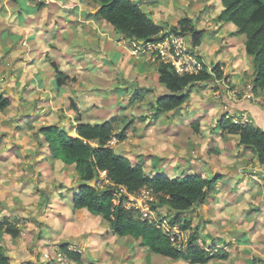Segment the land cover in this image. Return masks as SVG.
<instances>
[{
    "label": "rangeland",
    "instance_id": "rangeland-1",
    "mask_svg": "<svg viewBox=\"0 0 264 264\" xmlns=\"http://www.w3.org/2000/svg\"><path fill=\"white\" fill-rule=\"evenodd\" d=\"M134 1L139 3L143 10L164 31H170L178 25L182 18L188 17L193 20L194 25L199 30L204 29L206 39L210 35L208 33L212 32L215 26L216 12L222 9L220 0ZM1 2L0 88L12 101V106L5 111H0V141H3L0 142V209L4 207H7V209L21 208V214L25 209V214L23 213L17 220V226L21 231L19 238H13L9 234L3 233L0 236V243L3 244V246H0L9 256L11 264L24 263L22 260L27 256L22 257L21 255L25 250L31 253L33 259L36 258L37 264H40L44 252H52L54 246H61L57 244L58 241L56 243V240H50L49 237H46L44 241L40 236L38 237L40 229L55 218L48 211V206H41L45 199L46 201L54 199L52 196L55 190H57L55 195L60 197V189L62 190L65 183L67 185L70 183L68 186L74 185V181L77 179L74 176L77 173L74 166H65L62 169L59 162H55L59 164L53 166L38 165V162L35 161L40 156L34 155V153H38L39 148L42 146V142H39L38 139L39 135H37L41 126L49 123L62 126L65 125V122L69 123L66 120L68 119L66 111H74L71 108V100H74L78 107L80 104L83 105L82 107H87L86 113L88 112L90 115L94 113L97 117L94 121L115 119L116 131L122 127L123 123L129 124L131 122L132 128L135 130L128 132L126 140L119 141L117 138H113L110 144L117 153L127 155V157L130 156L129 159L132 163L142 162L145 164L144 170L146 173H151V167L156 165L162 167L164 173L169 177L184 176L187 173L207 177L213 176L215 173L220 174L222 178L216 185L217 189L211 194L208 193L202 204L183 214L181 218H191L193 221L192 228L199 226L200 237L198 243L208 249L211 254L215 253L216 249L223 251L222 253H227L226 258H214L207 264H264V212H262L264 207V176L260 172L258 175L249 172L250 168L248 166L255 169V155L252 150L242 147L240 151L236 152V156L229 157L231 160L228 157H223L221 155L223 148L220 149L215 146L217 136L210 134L212 138H209L211 136L208 135V130L213 132L212 126L216 122V117L204 124L205 130L203 131H200V128L195 130L194 126L187 125L181 128L179 135H176V129L174 127L169 128L174 118L170 116L169 112L160 115L155 114L153 106L156 97L159 95L157 96L155 89L149 91L152 87L158 88L155 70L160 59L156 58L154 54H151L153 56L151 58L134 54L133 43L128 40L126 42L129 46L128 54L130 58L128 57L129 66L127 71H124L125 65L122 66L121 63L122 52L119 53L112 48L111 51H114L112 57L109 53L104 56L106 50L101 51L102 55L99 57H102L103 62L101 64L104 67H99L92 74L86 73L90 78L89 81L86 82L85 79V81L77 83L78 80L71 78L63 91L58 90L56 82L47 76V72H51L53 77L57 78L51 65L50 60L52 58L50 56H47L49 60L46 59V65H39L35 69L25 61L24 47L27 45L28 40H24L26 36L23 31L30 24L29 20L25 23V19L23 22L18 19L20 15L30 14V9L50 11L54 4L57 5L58 0H1ZM59 2L61 5H66L68 9H73L75 16L71 18L74 21H72L70 27L76 34L81 33L80 39L84 36L87 39L89 36L93 41V37L90 36L94 33L93 27L87 23L90 16L98 22L96 28L100 32H96L97 39H104L105 37L108 39L109 37L110 42L114 43L117 49H120L118 45L123 46L120 43L125 38H121V34L117 33L105 20L96 17L95 11H97L98 6L93 0H60ZM42 19L46 20L44 21L45 25L49 26L46 15ZM40 23L41 26L43 22ZM46 33L52 34L50 36L54 38L58 36L56 30H48ZM101 33H106V35ZM225 34L226 32L224 36ZM62 37L65 42L62 44L63 51L61 50V52L66 54V52L72 50L69 41L72 39L73 33L70 31L69 34L65 33ZM206 39H203V43H208ZM218 41L220 44L222 39ZM83 42L84 44L80 45L81 40L78 41L81 51L88 52L89 48L87 46L90 44L87 40ZM37 45L41 46L40 40L37 41ZM51 48L57 50L58 43L53 42ZM89 50L99 51V48L90 45ZM91 51L90 53H93ZM230 56L231 54L229 58ZM123 57H125V54ZM136 60H146L148 62L138 64ZM105 61L108 63L104 64ZM143 66H145L148 75L145 71H139V68ZM59 67L66 74L72 73L73 66L70 63H64ZM89 67H91L90 70H93V65H89ZM33 76L35 77L32 78ZM124 77L127 78L125 82H123ZM251 82V77L249 79L245 77L239 83L240 85L229 84V86H233V90L236 92H242L247 84H251ZM201 84L198 85L196 96L199 95V99H203L205 102L207 97L204 96V91L207 89L215 91V87L206 86L208 83ZM82 91H86L87 94ZM115 93L117 97H115ZM111 94L112 96L109 98L108 95ZM209 94L210 91L208 94L206 93V95ZM138 97L142 100H138ZM197 106L199 105L195 103L193 106L195 109L193 110H190V107L183 110L181 107L174 113H177L176 117L180 116L184 120L188 119L187 123L194 125V123L201 122L197 115L198 112H196ZM216 109L220 110L221 106L217 105ZM181 111L182 114L178 113ZM195 118L198 122L194 120L195 122L191 123ZM67 126L71 129L69 124ZM223 141L228 140L224 139ZM196 142L201 144V148ZM207 146L210 148L216 147V153L209 152L207 154ZM227 148H224V152L226 151L228 154L229 150H226ZM6 156L10 157L7 158ZM25 157H28V159L23 160ZM191 159H194V162H191ZM210 167L216 170L210 169ZM46 172L49 174H42ZM235 174H238L240 178H235ZM101 176L105 177L104 174H101ZM94 182L96 183V181ZM94 182L92 183L94 184ZM106 184L107 181H104L98 185L104 187ZM239 184L251 187L249 192L247 190L246 193L241 192L242 189ZM23 188L26 189L25 192H23ZM50 190L52 191L51 195ZM145 190L151 192L150 189H143L142 191ZM151 199V203L154 205L159 217L166 216L172 219L171 213L173 212L167 206L157 204L158 199L156 196H154V199L151 197ZM39 200L40 202H38ZM101 223L103 230L105 227L110 228L108 226L110 225L109 222L103 218ZM49 230L48 227L43 228L42 235L46 236ZM109 233L107 232V234ZM190 235V229L182 231V239L187 236L189 238ZM101 236V234L92 236V240H99L97 245H99L98 249L101 250L100 254H98V249L93 248L94 250H92L89 249L90 247L87 249L91 252V260L96 264L97 262L103 264L104 259L108 261V259L115 258L120 261L117 264H191L183 259H169L149 252L139 240H134L131 237H119L120 239L116 240L110 237L107 242H104L101 240ZM4 237H7V241L4 240ZM182 239L180 242H176L175 245H180ZM115 247H118V250L114 253ZM104 249L108 251V254H104ZM125 252H128L127 255L130 256L128 258L130 261L133 260L132 262H128ZM80 263L83 264L85 261L83 260V263ZM34 264H36L35 261Z\"/></svg>",
    "mask_w": 264,
    "mask_h": 264
},
{
    "label": "trees",
    "instance_id": "trees-1",
    "mask_svg": "<svg viewBox=\"0 0 264 264\" xmlns=\"http://www.w3.org/2000/svg\"><path fill=\"white\" fill-rule=\"evenodd\" d=\"M98 5L96 17L105 20L124 37L139 43L159 42L172 33L188 34L191 43L196 48L201 44L205 32L199 30L193 20L182 18L178 25L170 31L157 24L134 0H93ZM222 9L216 20L231 22L237 27L235 34L245 35V50L252 57L254 76L252 79L256 92L264 91V0H221ZM2 2L0 0V8ZM52 67L57 76V85H66L71 77L64 73L59 65L52 61ZM208 65L198 72L180 74L169 62L157 63L158 80L167 93L156 97L153 109L155 114L173 112L184 107L191 97L194 88L201 83L216 85L227 76L221 64ZM226 95L222 94L220 101L226 102ZM138 100L142 98L138 97ZM229 101V99H227ZM245 100V101H244ZM231 101V100H230ZM221 112L218 125L222 135H236L239 137V146L253 151L259 164L264 166V109L260 105L252 108L250 118L244 124L235 123L234 116H241L246 105L254 104L251 100ZM225 104V103H224ZM12 106V101L0 88V110L5 111ZM241 106V107H240ZM71 108L78 114V124L71 129L58 125H44L37 132L48 143L51 155L63 161L66 165H73L79 176L78 193L74 197V207L87 209L94 215L108 221L114 235L131 237L139 240L143 246L154 254L169 258L183 259L191 264H207L214 258H226L227 253L216 249L215 253L198 243L200 237L199 226L193 227L191 218L181 216L194 210L202 204L208 193L215 189L221 180V175L215 173L210 177L199 174L169 177L157 170L155 175L144 170L143 163H132L131 160L119 153L111 146L113 138L124 141L128 132H133L131 122L123 123L116 131V122L113 119L101 123H90L80 119V111L74 100ZM237 110H240L237 112ZM228 115V117H227ZM194 124L199 130V124ZM75 132V133H73ZM105 172L111 182L107 186L98 185L100 173ZM96 181V183L94 182ZM94 182V185L89 183ZM126 189L128 194H136L143 189H150L158 199L157 204L167 206L172 214V222L181 223V230H191L190 237L184 241L182 247L172 243L170 238L158 229L153 223L142 220L132 209L124 206L127 195L121 194L119 187ZM119 196V197H118ZM198 204L197 206L195 204ZM20 228L9 219L0 221V236L9 234L13 238L20 236ZM61 249L71 258L82 262V254L69 249V244H61ZM0 264H11L9 256L0 246ZM22 264H31L29 261ZM83 264H96L87 262Z\"/></svg>",
    "mask_w": 264,
    "mask_h": 264
},
{
    "label": "crops",
    "instance_id": "crops-1",
    "mask_svg": "<svg viewBox=\"0 0 264 264\" xmlns=\"http://www.w3.org/2000/svg\"><path fill=\"white\" fill-rule=\"evenodd\" d=\"M59 1L60 0H58L57 5L54 4V6L52 7V10H50V11H46V10H42V9L41 10L30 9V14L28 13L27 15L18 16V19L20 21L23 22V20L25 19L24 22L26 23L27 20H29V24H30L28 26L26 24L27 29L25 28V31H23L25 36H26V38H24V40L25 41H26V39L28 40V42H26L27 45H25V47H24V50L26 53L25 61L28 64H30V66H32V68H34V69L36 67H38L39 65H46L47 64L46 59H48L47 56H50L52 58L50 60L51 62L54 61L59 66L64 65V63H70L73 66L72 73L67 74V75H69L72 79L75 78L76 80H78L77 83H81V81H85V79H86V82H87V80L89 81L90 78L88 77V75H86V73L92 74V73H94V71H97V69L99 67L100 68L104 67V65L101 64L103 62L101 60L102 57H99L100 55H102L101 51L103 52L106 50V53L104 52V56L108 55L107 53H109V55H111L113 57L114 51H111L113 48L117 52L123 53V54L121 53V58H122L121 60L122 61L121 60L120 61L122 63V66L125 65L124 71H127V67L129 66L128 65V57L130 58V56L128 54L129 46L127 45V42H126L127 40L124 39V41L120 43L123 46L118 45L120 49H117V47H115L116 45L114 43L110 42L109 37H108V39H107V37H105L104 39L103 38L97 39L96 38V36H97L96 32H98V33L100 32L99 29L96 28L98 25L97 24L98 22L96 20H94V18H91L90 16H89V19L87 18L88 19L87 23H89L91 25V27H93L92 30L94 33H92V35H90L93 37V41H92L91 37H89V36L87 39H85L86 38L85 36L80 39L81 33L76 34L75 32H73L72 27H70V24L72 23V21H74V20H71V18H74V16H75V14H73V11H72L73 9L71 10V9H68L66 5H63V4L61 5V3ZM220 4L222 7L221 0H220ZM19 10L20 9L18 8V11ZM220 12H221V9H219L216 12L215 18H217V16L219 15ZM44 15H46L47 22L49 23V26L45 25L44 21H46V20L42 19ZM26 18H28V19H26ZM36 18H38V20H36ZM40 22H43V24L41 26L39 25ZM83 23H86V22H83ZM214 23H215V26L213 27V31L209 32V33L207 32L208 34H210L208 36V38L206 39L205 35L203 37V39L205 38L206 40H208V43H206V42L203 43V39H202L201 44L194 49L206 61V63L208 65H212L213 63L216 65L221 64V67L227 76V80L225 82H227L228 85L224 86L223 84H220V87L217 86L218 89H214L215 91L208 90V89L205 90L204 96L207 97L205 102L203 99H201V100L199 99V95L196 96V94H197L196 92H198L197 89L199 88V86L197 85L194 88V90L192 91L189 101L182 108L184 110V109H188V107H190V110L191 109L193 110V109H195L193 107L195 103H197L199 105V106H197L196 112H198L197 115L199 116L201 122H198L195 118V119H193V121H191V123L197 121L199 124L200 131L205 130V128H204L205 123L210 121V119H213L214 117H216V122L212 126L213 132H209V130H208V135L211 134L212 136H214V135L217 136L215 146L220 148V149L223 148L221 150L222 151L221 155L225 158H227V157L229 158V157L236 156L237 155L236 152L240 151L242 146H239V144H238L239 143V139H238L239 137L238 136H236V135H225V136L222 135L221 128L218 125V120L221 116V112L223 110L227 109L226 105H228L229 108H231L232 106L235 105L234 103H231V101L232 100L234 101L235 99L233 98L232 95H230L227 87H230L229 84H233V85L237 84V86L240 85L239 83L245 77H248V79H249V77H251V79H253L254 69H253V65H252L253 64L252 63V57L249 56L245 50L246 36L243 34H241V35L235 34V32L237 31V27H236V25H234L231 22H219L218 20H215ZM34 30H35V32H34ZM48 30L49 31L50 30H56V33L58 35L57 38L50 36L52 34L46 33ZM201 30L204 31V29H201ZM70 31H72V33H73V37L69 41V45L72 47V50L69 52H66V54H62L63 53V52H61V50L63 51L62 44L65 42V39L62 36H64L65 33L69 34ZM225 32L227 35L225 34V36H224ZM101 34L106 35V33H101ZM100 36H99V38H101ZM120 36H121V38L124 37L122 34ZM220 39H222V41L219 44L218 40H220ZM29 40H31V41H29ZM38 40L41 41V46L37 45ZM79 40H81L80 45L84 44V42H83L84 40H87L88 44H90L91 46L93 45L94 48L98 47L99 51L98 50L97 51L89 50L90 45L87 46L89 48L88 52L81 51V46L78 44ZM53 42L58 43L57 50H55L54 48H51V44ZM111 45H112V47H110ZM39 50H40V53H39ZM119 50H121V51H119ZM90 51L93 53H90ZM15 53H17V51H15ZM124 54H125V57H123ZM127 54H128V56H127ZM230 54H231V56L229 58ZM142 56H144V57L147 56V58H149L148 54H143ZM125 59H127V60H125ZM141 62H148V61H146V60L137 61L138 64ZM107 63H108L107 61L104 62V64H107ZM137 63H136V65H137ZM89 65H93V70H90L91 67H89ZM144 67L145 66H143L142 68H139V71L140 72L145 71V73H147V70ZM101 71H103V70H101ZM155 74H156V79L158 82V88L156 89V88L152 87L149 89V91H153V89H155V92L157 93V95H159V96L164 95L167 93V89L162 84H160V82L158 80L159 76H158V72H157V66H156ZM147 75H148V73H147ZM236 75H238V76H236ZM245 75H247V76H245ZM47 76H49L50 79L55 81L57 84V80H56L57 78H54L51 72H47ZM34 77L35 76H33L32 78H34ZM125 81H127L126 77L123 78V82H125ZM206 86L216 87V85L211 86L209 84H207ZM64 87H65V85L61 86V87L58 86V90L63 91ZM230 88L233 89V86H231ZM209 91H210V94L206 95V93L208 94ZM82 92L87 94L86 91H82ZM79 94H81V93H79ZM222 94H225L227 99H229V101L226 99V102H224L225 104L220 101V97L222 96ZM80 96H82V95H80ZM111 96H112V94L108 95L109 98H111ZM115 97H117L116 93H115ZM111 101L113 102V99ZM235 101L237 103L242 104V102H244L245 100L244 101L243 100H235ZM217 105L221 106L220 110L216 109ZM82 106L83 105L80 104L78 107L80 114H81L80 119L82 121H88L90 123H101V122H103L100 120H99V122L94 121V119L97 118L96 115L94 113H92L91 115L88 112L86 113L85 110H87V107H82ZM254 107H257L255 103L251 104V106L249 104L246 105V107H245L246 110L244 111V114L246 115L247 119H248V117L250 118L251 110ZM200 108H202V109L200 110ZM74 111H72V110H71V112L66 111V113H68V119H66V120H68L69 123L65 122L64 123L65 125H62L65 128H68L67 124H69L70 127L76 126L78 124V122H79L78 121V114L76 113V111L75 112ZM238 111H240V110H237V112ZM169 113H170V116H172V118H174V120L172 119L173 123L172 124L170 123L171 125L169 128L174 127V129H176V131H175L176 135H179L181 128H183L187 125L194 126L192 124L187 123V121H189L188 119L184 120L183 117H180V116L176 117L177 113H174V111L169 112ZM178 113L182 114L183 112L181 111ZM75 114H76V116H75ZM160 114H163V113H160ZM47 125H53V124L49 123ZM73 133H75V132H73ZM212 136L209 138H212ZM42 138H43L42 136H39V138H38L39 142H42L41 148H39L38 153L37 152L34 153V155L40 156L37 159V161H35V162H38V165H51V166H53L54 164L57 165L60 163L62 166V169L65 168V166H73V165H66L63 161L54 158L50 153L48 143L44 140V138L43 139ZM224 139H227L228 141H223ZM231 140H234V141H231ZM0 142H3V141H0ZM225 142H227V143L224 144ZM196 144H198L199 148H201V144H199V142L198 143L196 142ZM216 147L210 148L209 146H207L206 147V149L208 151L207 154L209 152L212 154L216 153L215 152ZM225 147H228L226 150H229L228 154L231 153V155L228 156L226 151L224 152ZM119 154H121V153H119ZM43 155H44V157H43ZM121 155H123V154H121ZM124 156L127 157V155H124ZM6 157L9 158L10 156H6ZM254 157H255V159H254L255 169L248 166V168H250L249 172L252 173L253 175L254 174L258 175V173L260 172V174L262 173V175L264 176V166L262 167L259 164L256 156H254ZM128 158H131V157L128 156ZM205 158H207V157H205ZM25 159H28V157H25L23 160H25ZM205 160H208V159H205ZM229 160H231V158H229ZM55 162H59V163H55ZM191 162H194V159H191ZM143 165H145V164H143ZM146 165H148V163H146ZM211 166H212V164H211ZM50 168H52V167H50ZM144 168H145V166H144ZM60 169H61V167H60ZM210 169L216 170L215 168H211V167H210ZM157 170H162V172L164 173L162 167L154 165L151 167V173H148V174L155 175L157 173L155 171H157ZM239 170H241V168H239ZM42 174L48 175L49 173L46 172V173H42ZM164 174H166V173H164ZM190 174H192V173H190ZM74 177L77 178L78 180L76 179L74 181L75 182L74 185L72 184L71 186H68L70 183L68 185L65 183L62 190L60 189V191H61L60 197L55 195V191L57 193V190H55L53 192V196H52L54 199H52V200L50 199L49 201H46V199H45L42 202L41 207L48 206L49 207L48 211H50L51 215H54L55 218L51 219L49 221L50 223L45 224V227H48L50 229L48 234L46 236L42 235V229L45 228V227H42V229H40V231H39L40 233H39L38 237L40 236V238L43 241L46 239V237H49L50 240L51 239L56 240V243L58 241L57 244H60V245L61 244H69V248L72 251L78 250L82 254V261L84 260L85 263L93 262L91 260V257H90L91 252L87 251V249L89 247H90L89 249H92V250H94V249L97 250L99 248V245H97V244H99L98 243L99 240H97V239H96L97 241L92 240L93 235H95V234L100 235L101 234L102 235L101 240H103L104 242L105 241L107 242L110 237H112L113 239L115 238V240L120 239V238L118 236L114 235V233L111 230V227L109 229H107V227H105L104 230L102 229V227H101L102 217L92 214L91 212H89L85 208L77 209L74 207V197L78 193V189H79L78 188L79 176L76 174ZM205 177H207V176H205ZM235 178H240V176L238 174H235ZM258 184H260V183H258ZM239 185H241L240 186L242 189L241 192H244V193H246V190H247V192H249V190L251 188V187L244 186L242 184H239ZM216 189L217 188L215 186V189L212 192H214ZM263 189H264V186H263ZM22 190H23V192H25L26 189L23 188ZM42 192L44 193L45 191L43 190ZM51 192L52 191L50 190L49 191L50 195L52 194ZM212 192H210V194ZM263 192H264V190H263ZM234 193H236V192H234ZM41 199H42V197H41ZM45 201H46V203H45ZM38 202H40V200ZM20 211H22L21 208L20 209H16V208L15 209H11V208L7 209V207H4V208L0 209V221L4 220V219H9L11 222L17 224V220L21 217V215L23 213L25 214V209H23L22 214ZM48 211H47V214H48ZM262 212H264V207L262 208ZM84 214H85V216H83ZM108 226H110V225H108ZM88 227L90 228L89 230H91V231L88 230ZM107 232H110V233L107 234ZM21 237H20V239H21ZM6 238L7 237H4V240H6ZM123 238H130V237H123ZM10 240L12 241L11 238H10ZM134 240H136V239H134ZM53 242H55V241H53ZM108 244H109V242H108ZM0 245L3 246L2 243H0ZM116 250H118V247H115L113 252L115 253ZM83 251H84V253H83ZM100 252H101V250L98 249V254H100ZM103 252L105 254L108 251L106 249H104ZM125 253H126V256H127L126 258H127L128 262H132L133 260H131V261L129 260L130 256L127 255L128 252H125ZM8 254H9V252H8ZM30 254L31 253H29V251L25 250L21 256L22 257L27 256V257H25L22 260V262L23 261L24 262L29 261L31 264H34V261H35L37 264L38 261L35 260L36 258L34 257L35 259H33L32 255H30ZM114 257H115V254H114ZM105 260L106 259H104V261L102 262L103 264H117L118 262H120V261H118V258H115L112 260L108 259V261L106 260L107 262ZM22 262H19V263H22ZM99 263L97 262V264H99Z\"/></svg>",
    "mask_w": 264,
    "mask_h": 264
},
{
    "label": "built area",
    "instance_id": "built-area-1",
    "mask_svg": "<svg viewBox=\"0 0 264 264\" xmlns=\"http://www.w3.org/2000/svg\"><path fill=\"white\" fill-rule=\"evenodd\" d=\"M128 41L133 43L134 54H149L150 58L153 57L151 56V54H154L156 58L160 59V61L171 63L176 71H178L180 74L186 72H198L203 69L204 65H206L205 61L191 46L190 36L188 34L172 33L167 35L163 40L159 42L139 43L131 39H128ZM223 85H227L224 80ZM227 88L228 92L233 96L235 100L248 99L254 102L256 105L262 106L264 109V91L263 93L260 91L256 92L254 90V85L252 82L251 84H247L242 92H236L230 87ZM232 120L235 123L241 124H244L248 121L244 113L241 116L239 115L232 117ZM104 181H107L106 186L108 184H111V182L107 178H105L103 181L98 182V184ZM119 189L121 191L120 196L122 194L128 196V199L124 202V206L127 209H132L134 213L138 215L142 220L153 223L158 229H160L170 238L174 245L176 242L181 241L182 230L180 228V225L178 223H173L172 219H169L166 216H158L154 205L151 203V197H153L154 199L155 196L152 191L150 192L148 190H141V194L139 192L136 194H128L124 187L120 186ZM151 193L153 196L151 195ZM187 239L188 236L182 239L180 245L176 244V246L182 247V243ZM52 249V252L47 251L43 253V258L40 264H80L79 262L71 258L66 252L60 249V247L54 246Z\"/></svg>",
    "mask_w": 264,
    "mask_h": 264
},
{
    "label": "clouds",
    "instance_id": "clouds-1",
    "mask_svg": "<svg viewBox=\"0 0 264 264\" xmlns=\"http://www.w3.org/2000/svg\"><path fill=\"white\" fill-rule=\"evenodd\" d=\"M126 40H128V38H126V37H124ZM190 44H191V46L193 47V48H195L193 45H192V43H191V36H190ZM196 51V50H195ZM197 52V51H196ZM198 53V52H197ZM199 55V54H198ZM200 56V55H199ZM201 57V56H200ZM202 58V57H201ZM203 59V58H202ZM204 60V59H203ZM205 61V60H204ZM205 63H206V61H205ZM207 64V63H206ZM208 65V64H207ZM208 68H209V70H211V66L210 65H208ZM221 81H223V80H221ZM221 81H218L217 83H219V84H223V82L221 83ZM226 81V80H225ZM224 81V82H225ZM226 84H227V82H225ZM104 174V176H106V173L105 172H101L100 173V175L101 174ZM101 178H106V177H102V176H100ZM95 184V183H94ZM60 249H61V247H60ZM70 249V248H69ZM74 251H78V250H74ZM79 252V251H78ZM78 262V261H77ZM80 263V262H79ZM81 264V263H80Z\"/></svg>",
    "mask_w": 264,
    "mask_h": 264
},
{
    "label": "water",
    "instance_id": "water-1",
    "mask_svg": "<svg viewBox=\"0 0 264 264\" xmlns=\"http://www.w3.org/2000/svg\"><path fill=\"white\" fill-rule=\"evenodd\" d=\"M90 185H94L92 182L91 183H89ZM196 206L198 205L197 203L195 204Z\"/></svg>",
    "mask_w": 264,
    "mask_h": 264
}]
</instances>
